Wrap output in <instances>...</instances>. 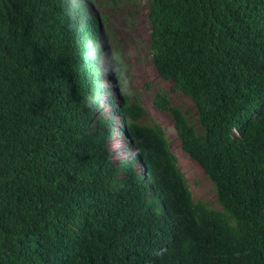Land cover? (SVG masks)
Here are the masks:
<instances>
[{
    "label": "trees",
    "instance_id": "trees-1",
    "mask_svg": "<svg viewBox=\"0 0 264 264\" xmlns=\"http://www.w3.org/2000/svg\"><path fill=\"white\" fill-rule=\"evenodd\" d=\"M79 3L0 0V264H264V0L147 4L153 65L194 120L164 90L152 103L221 210L193 199L161 125L142 121L116 47L114 112L137 151L114 160L85 56L104 17L86 0L78 31Z\"/></svg>",
    "mask_w": 264,
    "mask_h": 264
},
{
    "label": "rangeland",
    "instance_id": "rangeland-1",
    "mask_svg": "<svg viewBox=\"0 0 264 264\" xmlns=\"http://www.w3.org/2000/svg\"><path fill=\"white\" fill-rule=\"evenodd\" d=\"M148 2L149 0H87L91 13L97 17H104L101 22L102 39L106 49L111 48L114 53V47L117 48L118 56L125 68L121 77L122 80H126L124 91L132 100H137L142 105L144 109L142 121L156 122L161 125L170 148L176 155L179 168L186 178L193 199L202 200L209 207L221 210L212 182L201 167L182 151L171 115L158 110L152 103L155 92L164 90L170 94L172 102L180 104L188 118L194 120V105L190 98L174 90L168 80L158 75L153 65L150 55ZM110 58L106 57L109 64ZM104 80L105 93L101 99L100 109L104 116L113 119V133L108 146L112 150L114 160L120 162L122 158L132 157L129 155L131 148L123 124L113 107V102L120 99L122 92L110 72H107ZM136 162L139 164L138 161Z\"/></svg>",
    "mask_w": 264,
    "mask_h": 264
},
{
    "label": "clouds",
    "instance_id": "clouds-1",
    "mask_svg": "<svg viewBox=\"0 0 264 264\" xmlns=\"http://www.w3.org/2000/svg\"><path fill=\"white\" fill-rule=\"evenodd\" d=\"M86 0H80L77 12L68 13L72 26H74L78 31H83L90 19L87 8L84 6ZM85 56L92 66L96 87L102 88L105 84L104 77H106L107 72L111 71V65L108 63L106 57H112L115 59V54L112 52L111 48H104V41L98 37H89L85 42ZM113 76V74H112ZM114 78V77H113ZM100 100V95L95 92L91 95L85 97V104L88 106L96 105ZM136 149L133 147L129 150V155L134 157L136 155Z\"/></svg>",
    "mask_w": 264,
    "mask_h": 264
}]
</instances>
